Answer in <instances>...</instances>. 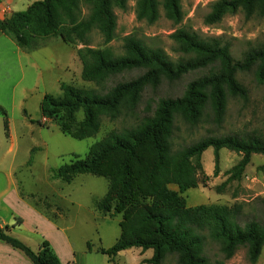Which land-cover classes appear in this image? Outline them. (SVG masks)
I'll use <instances>...</instances> for the list:
<instances>
[{
  "label": "trees",
  "instance_id": "obj_1",
  "mask_svg": "<svg viewBox=\"0 0 264 264\" xmlns=\"http://www.w3.org/2000/svg\"><path fill=\"white\" fill-rule=\"evenodd\" d=\"M82 4L89 8L86 17L82 16ZM127 6L128 0H39L0 20V31L24 50L35 49L52 38L66 44L77 40L88 44L94 30L107 44L115 38V8L126 11ZM161 7L167 19L175 24L183 21L182 0H137V20L154 24ZM239 12L247 18H264V0H218L205 22L215 25ZM172 38L185 55L178 61L135 36L124 39L120 56L111 49L80 52L82 79L94 87L63 83L60 96L45 95L39 125L54 122L63 133L84 140L99 133L104 118L116 121L131 117L136 123L109 132L85 158L52 169V179L70 184L80 175H91L108 181L107 193L96 199L94 206L104 215H122L121 236L116 244L98 250L111 262L119 253L139 248L144 252L153 250V257L144 260L145 264H165L169 258H174L176 264H226L245 248L249 261L255 264L264 250V221L243 222L239 207H190L184 195L199 186L193 160L201 159L212 148L217 173L221 150L242 154L233 171V178H239L252 155H264V135L206 136L178 150L173 141L178 121L197 127L210 117L221 127L230 99L248 101V89L239 75L252 73L258 84H264V45L236 60L230 45L220 38L204 39L185 29L176 31ZM131 72L140 74L131 80L116 81ZM198 72L203 74L189 82L181 96L159 97L154 107L149 106L145 115L137 117L148 90L156 93L162 86H172ZM79 114L82 120H78ZM0 115L8 133L9 118L1 106ZM171 185L178 189L172 190ZM262 205L264 208V199ZM17 223L21 225L22 221ZM208 239L219 246L224 260H211L206 251ZM0 242L22 251L32 264H62L48 241L34 251L8 226L0 227Z\"/></svg>",
  "mask_w": 264,
  "mask_h": 264
},
{
  "label": "rangeland",
  "instance_id": "obj_2",
  "mask_svg": "<svg viewBox=\"0 0 264 264\" xmlns=\"http://www.w3.org/2000/svg\"><path fill=\"white\" fill-rule=\"evenodd\" d=\"M36 1L39 0H0L5 4L6 17L13 12L26 10ZM217 1L182 0L184 17L180 24L167 19L162 7L158 21L148 24L137 20V0H128L126 11L114 10L117 18L115 38L107 44L101 34L94 30L88 44L79 40L66 44L60 38H52L32 50L20 48L25 54L18 58L17 44L8 36L0 39V106L9 118L7 133L5 119L0 115V217L10 219L13 213H17L21 219L24 218L23 229L15 230L12 233L14 236L34 251L48 241L62 264H137L131 255L117 257L111 262L108 255L98 252L100 248L114 246L121 236L119 220L122 215H104L94 206L95 200L107 193L108 181L101 177L80 175L72 183L66 184L52 179L51 172L77 158H85L93 145L109 132L128 128L136 120L131 117L116 121L104 118L98 134L77 140L63 133L57 123L39 125L38 122L43 121L41 102L44 92L58 97L62 94L63 83L78 88H93V84L82 79L80 52L88 48L111 49L120 56L124 53V39L128 36H135L147 46L163 51L172 61L185 56L179 52L172 38L180 29L194 32L204 39L220 38L230 45L236 60H241L248 50L264 45L262 17L247 18L239 12L227 15L215 25L206 24L205 18ZM88 14L89 8L82 4V16ZM139 74L131 72L116 81L131 80ZM202 74H189L179 83L162 86L156 93L148 90L137 117L145 115L149 106L154 107L159 97L181 96L188 83ZM239 80L248 89V101L230 99L221 127L216 126L210 117H206L197 127L178 121L173 141L175 150L206 136L253 132L264 135V84H258L252 73L240 74ZM82 119L83 115L79 114L78 120ZM242 158V154L221 150L217 173L212 148L201 159L193 160L199 186L184 195L188 206L239 207L243 222L264 221V155H252L242 175L233 178L234 168ZM170 188L178 189L175 185ZM0 221L2 223V219ZM206 251L213 262L224 260L219 246L209 239ZM147 255L152 258L153 251L149 250ZM165 264H176V261L169 258ZM226 264L252 263L248 259L247 249L241 248ZM255 264H264V250Z\"/></svg>",
  "mask_w": 264,
  "mask_h": 264
},
{
  "label": "crops",
  "instance_id": "obj_3",
  "mask_svg": "<svg viewBox=\"0 0 264 264\" xmlns=\"http://www.w3.org/2000/svg\"><path fill=\"white\" fill-rule=\"evenodd\" d=\"M4 11H5V4H2V2H0V20H3L4 18H6ZM4 36L5 35L0 31V39H2ZM22 53H24V52L18 47L17 51H16L18 58L21 57ZM55 63L59 64L58 62H55ZM58 80H59V78L56 79L55 83ZM49 94L50 93L47 91L44 92V96L49 95ZM114 217H117V216H114ZM114 217H112V218H114ZM0 219H2V223H0V227L5 228L8 226L11 233H14L15 230H18V229L22 230L24 225H25L24 218L21 219L20 215H18L17 213L16 214L13 213V215H11L10 219L5 218V217H3V218L0 217ZM19 219L22 221L21 225H18V223H17V221ZM121 221H122V218L119 220V222L121 223ZM89 251L91 252V250H89ZM148 251L144 252L142 249L132 248V249H129V250H126V251L119 253V255L117 257H121L124 255H131V256L135 257V261L137 264H145V263H143L144 260L151 259L147 255ZM0 264H32V262L30 261V259L28 257H26V255L22 251L14 249L11 246H9L8 244L0 242Z\"/></svg>",
  "mask_w": 264,
  "mask_h": 264
}]
</instances>
